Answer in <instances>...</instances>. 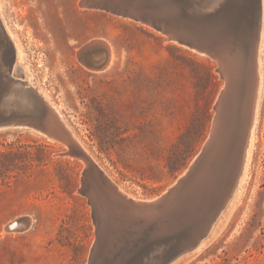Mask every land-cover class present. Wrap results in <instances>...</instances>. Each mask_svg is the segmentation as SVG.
<instances>
[{
  "label": "rangeland",
  "instance_id": "obj_1",
  "mask_svg": "<svg viewBox=\"0 0 264 264\" xmlns=\"http://www.w3.org/2000/svg\"><path fill=\"white\" fill-rule=\"evenodd\" d=\"M79 2L0 0V20L21 47L23 77L48 95L112 181L130 197H158L211 133L225 84L219 62L148 23ZM212 10L179 15L181 29L197 38L205 32L212 41ZM94 39L111 46V64L100 72L78 56ZM261 65L255 150L241 200L204 246L174 264H264V48ZM229 126L237 128L236 118ZM68 150L33 131L0 130V264H88L97 226L79 192L86 164ZM26 217L29 229L7 227Z\"/></svg>",
  "mask_w": 264,
  "mask_h": 264
},
{
  "label": "water",
  "instance_id": "obj_2",
  "mask_svg": "<svg viewBox=\"0 0 264 264\" xmlns=\"http://www.w3.org/2000/svg\"><path fill=\"white\" fill-rule=\"evenodd\" d=\"M209 2L214 0H81L79 5L148 23L170 39L200 51L204 41L181 29L179 15H202ZM15 61L11 43L0 40V130L36 132L66 145V155L85 162L79 192L92 205L97 226L88 264H173L198 250L226 207L233 187H222L215 180L226 170L222 163L209 161L211 170L206 167L212 142L205 144L162 195L146 201L127 197L79 145L68 123L17 75Z\"/></svg>",
  "mask_w": 264,
  "mask_h": 264
},
{
  "label": "bare ground",
  "instance_id": "obj_3",
  "mask_svg": "<svg viewBox=\"0 0 264 264\" xmlns=\"http://www.w3.org/2000/svg\"><path fill=\"white\" fill-rule=\"evenodd\" d=\"M221 2H219L218 7L216 6L217 3L211 4L212 2L205 5L209 11L212 10L211 8H215L214 11L212 10V18H215L212 23L213 35L216 34V37L210 41L207 37L205 38L203 35L205 32H203L202 36L199 37L205 43L203 50L199 51L195 46H190L191 49L201 54H208L216 59L220 65L219 72L225 80L224 88L216 103V114L212 125L214 129L211 130L209 140L205 142L206 145L212 142L209 146L212 149V157L210 155L206 167L209 166V170H211L212 164H209V161L211 163H222L220 165L226 168V174L222 177L225 171L220 173V179L216 178L215 180L222 187L224 185L225 187L229 185V188L233 186L226 207L221 212L202 246L206 244L209 237L211 238L223 216L239 203L249 179L255 150L257 116L263 83L261 53L264 48V0H240L237 2L221 0ZM246 15L251 19L250 24ZM4 39L11 43L15 51L14 71L19 77H23L25 67L17 62L21 47L19 44L17 45L18 41L16 43L4 20H0V40ZM88 43L87 47L83 46L84 48H80L78 51L81 63L93 71L100 72L108 68L112 61L110 44L101 39H94ZM244 51L245 56L243 57ZM22 79L26 81L24 77ZM27 84L41 94L57 117L61 119L58 110L47 98L48 95L40 88L30 84V82H27ZM236 104L238 105L236 106ZM234 118H236L237 128L229 126ZM61 120L63 121V119ZM64 124L66 123L64 122ZM70 132L72 131L70 130ZM73 136L75 137L74 134ZM75 139L78 141L76 137ZM78 143L84 149L79 141ZM204 177L207 178V174ZM120 190L127 197H130L121 188ZM141 200L146 201L147 199ZM31 223L30 217L15 218L8 222L7 227L10 231L27 230L30 228Z\"/></svg>",
  "mask_w": 264,
  "mask_h": 264
},
{
  "label": "trees",
  "instance_id": "obj_4",
  "mask_svg": "<svg viewBox=\"0 0 264 264\" xmlns=\"http://www.w3.org/2000/svg\"><path fill=\"white\" fill-rule=\"evenodd\" d=\"M100 149L103 150L104 148L101 147ZM4 156H7V157L13 156V157H14L15 155H14V154H13V155H11V154H6V155H4ZM33 161H34V160H31L30 163L28 164V166H33V164H34ZM13 163H14V162H13ZM67 164H68V163H67Z\"/></svg>",
  "mask_w": 264,
  "mask_h": 264
}]
</instances>
